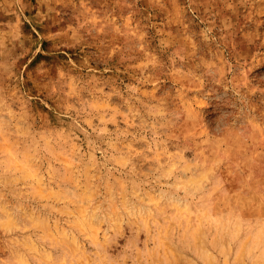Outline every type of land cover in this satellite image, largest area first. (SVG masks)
Instances as JSON below:
<instances>
[{"label": "rangeland", "instance_id": "rangeland-1", "mask_svg": "<svg viewBox=\"0 0 264 264\" xmlns=\"http://www.w3.org/2000/svg\"><path fill=\"white\" fill-rule=\"evenodd\" d=\"M0 264H264V0H0Z\"/></svg>", "mask_w": 264, "mask_h": 264}]
</instances>
